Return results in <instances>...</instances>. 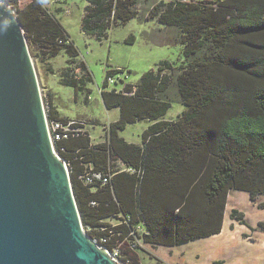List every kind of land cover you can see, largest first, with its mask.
I'll use <instances>...</instances> for the list:
<instances>
[{
	"label": "trees",
	"instance_id": "obj_1",
	"mask_svg": "<svg viewBox=\"0 0 264 264\" xmlns=\"http://www.w3.org/2000/svg\"><path fill=\"white\" fill-rule=\"evenodd\" d=\"M0 1L13 8L32 55L54 74L50 60L64 51L60 84L89 94L93 77L58 19L39 0ZM139 1L87 0L82 31L102 42L133 18L155 20L169 30L167 45L181 46V61L163 60L136 84L110 90L124 71L108 70L101 97L119 118L105 141L93 143L84 126L54 145L86 233L109 249L125 239L179 246L210 237L221 232L230 190L252 202L264 195V0L160 1L146 15ZM43 101L49 123L74 120L60 114L52 91ZM173 103L185 109L165 120ZM138 121L150 125L129 143L120 132ZM93 172L107 181L88 182ZM230 217L248 224L238 209ZM136 246L122 248L121 264H144Z\"/></svg>",
	"mask_w": 264,
	"mask_h": 264
},
{
	"label": "water",
	"instance_id": "obj_2",
	"mask_svg": "<svg viewBox=\"0 0 264 264\" xmlns=\"http://www.w3.org/2000/svg\"><path fill=\"white\" fill-rule=\"evenodd\" d=\"M0 264H119L83 230L68 166L51 141L25 32L3 1Z\"/></svg>",
	"mask_w": 264,
	"mask_h": 264
},
{
	"label": "rangeland",
	"instance_id": "obj_3",
	"mask_svg": "<svg viewBox=\"0 0 264 264\" xmlns=\"http://www.w3.org/2000/svg\"><path fill=\"white\" fill-rule=\"evenodd\" d=\"M160 1L169 0H140V7L137 9L141 15H146L150 6ZM26 2L23 3L24 6L29 4L28 1ZM39 2L42 8L56 17L67 31L78 48L80 59L86 63L93 77V82L88 85V89L91 90L89 94L87 90L75 94L73 88L59 82V72L66 67L68 59L64 51L50 60L54 74L31 53L42 97L52 91L54 103L61 115L84 121L92 142H104L108 136L109 123L119 118V110L107 109L101 97L106 72L117 69L124 71L114 75L119 82L116 80L117 83L110 84L106 90L123 87L124 83L136 84L144 73L156 70L161 61H181L182 48L179 45H167L169 30L163 25L155 20L141 22L139 18H133L125 25L114 27L109 31L108 39L99 42L82 31V18L87 0H39ZM130 36L135 38L134 43L126 42ZM184 109V105L173 103L164 119L176 120ZM149 124L148 121L130 124L120 132V136L129 143H140L142 133ZM235 192L238 194L234 203L228 205L227 221L232 220L230 214L234 208L244 213L247 226L232 220L235 225L241 224V227L237 225L239 229L235 232L225 227L224 233L219 237L198 239L192 244L179 245L172 249L141 241L142 249L138 254L143 258V263L149 261L150 264H224L225 260V264H247V258L254 253L251 251V244L245 239L251 241L255 239V228L253 224L251 225V221L256 222L261 219L264 221V210L259 208L262 205L264 209V197L262 199L258 197L252 202L247 192ZM255 225L254 227H257ZM240 230H244L243 233ZM169 251L174 252L168 255ZM182 252L184 254L181 255ZM210 259L213 261L209 262Z\"/></svg>",
	"mask_w": 264,
	"mask_h": 264
},
{
	"label": "built area",
	"instance_id": "obj_4",
	"mask_svg": "<svg viewBox=\"0 0 264 264\" xmlns=\"http://www.w3.org/2000/svg\"><path fill=\"white\" fill-rule=\"evenodd\" d=\"M109 82L113 83V79L109 78ZM84 123H85L84 121H78V120H70L67 123H63V122L57 121V120L52 121L50 123L48 121V130H49V134H50L53 146L55 145V143L57 141L68 139L70 136H73V135L81 132L83 130V127L85 126ZM121 165H123V164H121ZM93 178L98 179V180H102L104 182L107 181V178H105L101 173H97V172H93L92 174H89L86 176V180L88 182H91ZM83 230L85 231L84 226H83ZM92 239L94 240V238H92ZM141 241L142 240H139V239H137L135 241H130L128 239H125L121 242H118L117 245L115 247H113L112 249H109L108 247L101 245L98 242V240L95 239V242L100 247H103L106 250H108L110 252V254L113 256V258L119 262V264H121V263H120L118 258L121 257L122 248L127 247L130 249H132V248L137 249V246H136L137 244L142 246ZM101 242L105 243L106 239L102 238Z\"/></svg>",
	"mask_w": 264,
	"mask_h": 264
},
{
	"label": "crops",
	"instance_id": "obj_5",
	"mask_svg": "<svg viewBox=\"0 0 264 264\" xmlns=\"http://www.w3.org/2000/svg\"><path fill=\"white\" fill-rule=\"evenodd\" d=\"M114 109H118V108H114ZM119 110V109H118ZM66 117V116H65ZM72 119V118H71ZM150 123V122H149ZM150 125V124H149ZM235 191H240V190H230L229 194H228V199H227V204H226V209H225V214H224V220H223V225H222V229H221V232L218 233V234H215V235H212L210 237H216L219 235H221L222 233H224V229L225 227H229L230 230L232 232H235L236 230L239 229V227H241V224H237L239 225V227L237 225H235V222L232 221V220H229L227 221V210H228V205L236 200V197H237V192ZM235 192V193H234ZM249 194V193H248ZM264 196L260 195L258 199H262ZM260 201V200H259ZM263 202V201H262ZM261 208L260 210H264L263 207H259ZM234 209V208H232ZM259 223H264L263 219L261 220H257L256 222H252L251 221V225L253 226V228H255V239H253L252 241L250 239H245L248 243L251 244V251L254 253L252 256L248 257L247 258V264H264V227L263 226H259ZM257 225V227H254V225ZM255 225V226H256ZM243 228V227H242ZM241 231V230H240ZM244 231V230H243ZM243 231H241L243 233ZM210 237H207V238H210ZM202 239H206V238H202ZM195 241H191L187 244H192L194 243ZM184 245V244H183ZM163 247L165 248H169V249H172V248H175L176 246H165V245H162ZM157 247H161V245H158ZM250 249V248H249ZM174 251H169L168 252V255H172ZM184 254L183 252L181 253V255ZM200 257V256H198ZM218 259H216L217 261ZM209 262H212L213 260L210 259L208 260ZM146 264H150V262H146ZM224 264H225V260H224Z\"/></svg>",
	"mask_w": 264,
	"mask_h": 264
}]
</instances>
